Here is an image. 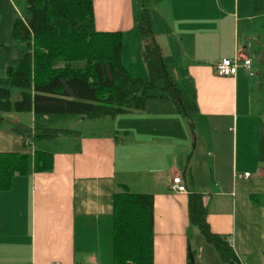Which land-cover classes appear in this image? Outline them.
I'll return each mask as SVG.
<instances>
[{
    "label": "crops",
    "instance_id": "0c3cea01",
    "mask_svg": "<svg viewBox=\"0 0 264 264\" xmlns=\"http://www.w3.org/2000/svg\"><path fill=\"white\" fill-rule=\"evenodd\" d=\"M17 1L0 0V77L20 55L16 46L21 43L12 37ZM134 1L92 0L96 31L123 35L121 60L128 73L129 43L136 41L140 52L144 44ZM148 2L164 62L184 95L193 90L192 124L165 98L148 99L143 111L114 118L77 115V123L65 127L75 134L50 140L5 128L2 114L0 152L26 154L31 164L0 192V264H112L113 196L124 186L153 196L152 264H225L190 223L192 192L202 195L210 230L230 241L237 262L264 264L263 111L250 115L244 67L233 76L214 75L216 63L235 53L250 58L259 73L251 35L239 31V2ZM211 7L221 13L214 22ZM218 47L224 51L214 54ZM177 48L184 64L175 57ZM20 115H10L11 123L26 127ZM36 127L48 126L31 130ZM37 149L50 153L51 169H32ZM244 173L249 176L243 178ZM174 176L182 178L186 192L170 190Z\"/></svg>",
    "mask_w": 264,
    "mask_h": 264
},
{
    "label": "trees",
    "instance_id": "16d2710c",
    "mask_svg": "<svg viewBox=\"0 0 264 264\" xmlns=\"http://www.w3.org/2000/svg\"><path fill=\"white\" fill-rule=\"evenodd\" d=\"M25 1L26 17L17 18L12 26V37L22 49L0 77V122L1 115L11 111L75 114L91 120L114 118L143 111L148 99L165 98L172 100L192 124L197 113L193 90L191 96L184 95L173 70L164 62L146 0H140L136 28L145 40L141 54L147 79L133 77L125 69L121 32L96 31L92 0ZM252 5L255 14L264 16V0H252ZM12 88L21 89L20 99L13 102ZM15 126L18 132L31 133L34 140L75 134L66 128L31 130L21 124ZM30 161L26 154L0 152V192L10 187L14 175L29 171ZM51 168L50 153L35 150L32 169ZM188 213L190 223L215 247L224 263H234L236 257L229 242L210 230L200 193L189 194ZM112 217V264H152L153 196L127 191L124 186L113 196Z\"/></svg>",
    "mask_w": 264,
    "mask_h": 264
},
{
    "label": "rangeland",
    "instance_id": "374dc122",
    "mask_svg": "<svg viewBox=\"0 0 264 264\" xmlns=\"http://www.w3.org/2000/svg\"><path fill=\"white\" fill-rule=\"evenodd\" d=\"M238 2H239V13L238 14H239V19L241 20L239 22V31L241 32V28L242 30L246 29L249 35H251V36H248V39L252 42L253 50L257 51L254 57V67L259 68L258 74H255L254 68H252L254 75L250 76L247 71L245 75L246 79H248L249 81L248 82L249 83L248 93L251 99L250 115H255L258 111L262 110L263 117H264V16L262 14H255L253 12L252 0H238ZM134 3H135L134 7L136 10V13H138V11L141 9L140 0H135ZM145 3H146V7L149 8L148 0H146ZM210 14H211L212 22H214L215 19H218L221 16V13L216 11L215 7L210 8ZM243 16H246L247 20L242 19ZM25 17H26V1L18 0L16 12H15V15H13V18L14 19L21 18L23 20ZM0 21H1V18H0ZM3 21L6 22L4 18H3ZM129 44H130V47H129L130 51L128 53L125 52L124 54V62L126 64L125 66H127L130 71L129 74L133 77L147 79L148 78L147 68L146 69L144 68V70L143 68L140 69V66H146V65L143 60L140 50H138V43L136 41H132V43H129ZM135 46H137V49ZM16 48L21 51L22 49L21 44L19 45V47L16 46ZM223 51L224 50L221 47H218V49L214 50V54L222 53ZM178 52L179 50L177 48V51L175 52L176 53L175 57L178 58L179 61L184 64L182 55L177 56ZM233 57H234L233 55L228 56V58L230 59H232ZM164 58L167 60L168 56L165 55ZM238 66H242L240 62L238 63ZM214 75L219 76L216 73V70H215ZM222 77H225V76H222ZM178 81H179L178 85L182 89L181 91L184 92L181 81L179 79ZM159 85L160 83H158V86ZM153 92L156 93L157 90H154ZM20 97H21V89L12 88L10 92V100L13 102V101L20 99ZM12 114L13 115L21 114L20 116H24L22 119H24V121L26 122L25 125L29 129H31L32 125L33 126H35L36 124L41 125V123H44L45 126H48V127L50 126L53 128H65V127H69L67 125H73L74 123H77V121L75 120L77 115L75 114H50L44 117L43 115H34L32 118V116H29L26 112L16 113V112L11 111L9 113H3V116L5 119L2 125L5 128H11L13 130L15 129L16 127L15 125L17 123L16 122L11 123L12 119H10V115ZM34 118H35V122H34ZM14 132H16V130H14ZM36 145H38V143H36ZM256 154L259 156V152H257Z\"/></svg>",
    "mask_w": 264,
    "mask_h": 264
},
{
    "label": "built area",
    "instance_id": "2783aa9c",
    "mask_svg": "<svg viewBox=\"0 0 264 264\" xmlns=\"http://www.w3.org/2000/svg\"><path fill=\"white\" fill-rule=\"evenodd\" d=\"M242 65V67L245 68V70L248 72L250 76L254 75V72L252 70V62L251 59L248 57H244L239 55L238 53H235L234 57L232 59L230 58H221L215 65L216 73L219 76H233L235 75L238 63ZM26 144L29 143V139H25ZM243 178H247L249 176L248 173H244L241 175ZM170 190L174 192H186L187 188L182 181V178L180 176H174L171 180V183L169 184ZM230 242V241H229ZM51 264H59L57 261L52 262ZM85 264H99L95 261H89ZM225 264H231V263H225ZM232 264H242L240 260H237Z\"/></svg>",
    "mask_w": 264,
    "mask_h": 264
}]
</instances>
